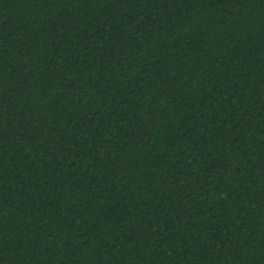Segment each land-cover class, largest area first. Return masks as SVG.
<instances>
[{"label": "trees", "instance_id": "trees-1", "mask_svg": "<svg viewBox=\"0 0 264 264\" xmlns=\"http://www.w3.org/2000/svg\"><path fill=\"white\" fill-rule=\"evenodd\" d=\"M0 264H264V0H0Z\"/></svg>", "mask_w": 264, "mask_h": 264}]
</instances>
